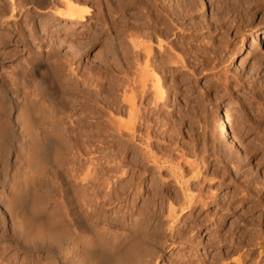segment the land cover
I'll return each mask as SVG.
<instances>
[{"label": "bare ground", "instance_id": "bare-ground-1", "mask_svg": "<svg viewBox=\"0 0 264 264\" xmlns=\"http://www.w3.org/2000/svg\"><path fill=\"white\" fill-rule=\"evenodd\" d=\"M49 1L0 0V30L5 31L0 32V162L7 156L5 172L0 173V184L6 185L0 218L1 232H13L11 249L0 246V264H202L197 255L201 242L193 231L203 220L191 216L190 223L180 225L189 210L207 205L202 192L194 191L202 182L199 164L187 160L185 146L171 144L170 136L169 151L174 146L177 154L169 159L173 166L151 148L166 141L165 134H152L156 131L150 121L166 98L159 70L169 62L173 67L182 61L175 53L173 59L172 49L186 47L185 42L164 39L166 52L158 36L161 52L155 56L153 45L146 41L148 29L141 27L148 33L145 36L139 26H129L123 32L127 40L120 44V58L110 69L100 67L99 73H111L109 81H101L92 70L87 75L77 71L69 58L54 63L53 76L44 57L56 50L52 41L43 51L35 49L39 23L29 10L34 6L45 13L40 7ZM82 1L87 2L57 0L59 6L50 8L59 17L50 30L56 42L61 36L65 42L82 37L85 26L95 28L89 24L91 8ZM177 11L172 8L175 15ZM261 33L251 46L262 44L264 50V30ZM161 35L169 37L166 29ZM126 43L134 54L131 65ZM245 44L241 36L230 63L238 64ZM13 59L21 66L12 74L15 78L1 71ZM65 68L76 78L65 77L66 82L57 78ZM215 115L218 137L237 146L227 123ZM180 161L195 164L192 180L186 178ZM165 167L174 185L163 176ZM149 171L155 179L146 182ZM149 190L151 198L142 200ZM217 233L213 239L218 244L231 236ZM235 241L232 249L220 247L206 264H231V251L242 244L240 239Z\"/></svg>", "mask_w": 264, "mask_h": 264}, {"label": "rangeland", "instance_id": "rangeland-1", "mask_svg": "<svg viewBox=\"0 0 264 264\" xmlns=\"http://www.w3.org/2000/svg\"><path fill=\"white\" fill-rule=\"evenodd\" d=\"M49 2L40 7L45 13L41 14L34 6L29 10L39 23V40L38 45L35 44L37 47L34 48L43 51L48 41H52L56 50L55 54L44 57L53 76L55 74L52 70L56 61H65L69 58L77 71L82 70L87 75V72L92 70L101 81H109L111 73L107 75L99 73L100 67L110 69L111 63L121 56L120 44L123 39L127 40L123 32L129 26L136 25L148 29L150 39L146 41L153 45L155 56L161 52L157 45L158 36L163 39L165 50L166 41L180 38L179 40L185 42L186 47L172 49L173 55L179 54L182 61L173 67L169 62L162 68L163 70H159L166 98L158 111L151 114L150 121L156 131L152 134L157 133L160 137L165 134L166 141L162 147L151 145V148L158 157L164 158L161 160H168L167 165L173 166L170 161L174 160L177 154L174 146L170 151L168 146L173 142L177 143V147L182 144L185 146L187 160L192 162L195 160L194 163L199 164H197L200 169L199 178L202 182L194 191L202 192L207 205L189 210L180 225L182 223L187 225L194 216L203 220L202 225L193 231V234L197 235L196 240L201 242L196 254L202 264L210 262L212 255L219 252L223 245L231 246L232 249L233 242L238 239L242 244L236 248V250L239 248L237 251L235 248L234 252L231 251V264H238V260L240 264H264V50L262 44L258 48L251 46L256 40V35L264 30V0L82 1L81 5L91 8L89 24L95 28L85 26L87 30L83 32L86 35L72 38L71 42H65L63 36L56 42L50 34L51 29H54V20L59 18L52 14L50 8L55 10L54 7L59 4H56L57 0ZM172 8L178 9L179 14L176 12L175 15ZM32 18L34 20V17ZM23 22L28 26L31 24L28 18H24ZM144 29L141 31L146 36L148 33L146 30L144 32ZM165 29L168 38L161 35ZM87 35L89 37H86ZM241 36L245 37L246 44L238 54L236 65L230 63V55L235 51ZM10 47H5L4 50H10ZM167 50L166 52H169V49ZM172 51L170 50L171 53ZM126 56L130 59L128 61L131 65L134 54L128 43ZM20 62L23 65V62ZM17 66L18 59H13L6 62L1 71L15 78L14 72L21 67ZM66 69L60 73L64 77L57 78L62 81L68 77L76 78ZM131 71L132 68L129 69L130 73ZM33 82L36 84L38 79L34 78ZM40 87L43 88V85ZM11 96L15 94L11 93ZM52 97V100L56 98L54 95ZM147 100H144V103ZM77 112L81 113L83 109ZM217 113L221 122L229 126L231 134L237 140V146L225 144V141L218 137L214 129V114ZM168 137L171 138L170 143L167 141ZM6 159L7 156L1 158L0 173L5 172ZM185 163L180 161L181 168L184 174H187L186 178L192 180L191 169L195 168V164L190 167ZM167 169L166 167L163 169V176L174 185L172 179L168 177ZM144 177L147 179L146 182L155 179V175L150 171L145 173ZM5 187L6 185L0 184V202L5 195ZM146 194L142 200L151 198L150 190ZM1 226L0 218V246L10 247L13 232L8 229L4 235ZM216 232L231 236L218 244L213 239ZM231 243L232 245H229ZM233 258L238 259L234 262Z\"/></svg>", "mask_w": 264, "mask_h": 264}]
</instances>
